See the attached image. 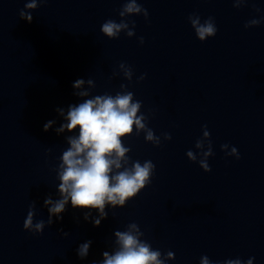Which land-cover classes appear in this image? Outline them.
<instances>
[{
	"label": "clouds",
	"instance_id": "clouds-1",
	"mask_svg": "<svg viewBox=\"0 0 264 264\" xmlns=\"http://www.w3.org/2000/svg\"><path fill=\"white\" fill-rule=\"evenodd\" d=\"M47 0H27L24 9L20 10L21 19L31 23L33 20L32 11L37 9L39 4L46 3ZM233 7L239 9L252 0H231ZM260 12L259 8L255 9ZM133 15H143L148 19V11L143 8L137 0H125L119 10V22L108 19L102 25L100 31L109 39L119 38L121 32L131 38L135 35V21H128L127 17ZM188 20L194 29L196 37L204 42L208 38L215 37L217 26L214 17L209 16L201 21L197 13L190 14ZM264 21V16L260 19L253 18L245 24V28L255 27ZM131 23L132 27H129ZM141 44L144 38L140 37ZM123 74V77L131 82L133 70L131 66L124 62L119 64V72H113V76ZM146 74L141 75L138 81L144 80ZM87 85V87H85ZM76 90L74 95L81 98L82 102L71 104L67 111L64 108H57L58 114L63 117L64 122L55 129L59 135L61 133H74L78 129V134L66 136L69 147L63 151L60 157V164L57 171V178L60 181L57 192L58 199H53L49 195L44 200V206L48 209L47 222L39 220L34 223L35 201L29 206L27 216L23 223V228L34 234L44 231L46 224L51 226L56 220H62V213L66 211V206L71 203L74 209L87 210L84 219L92 220L94 226L98 227L101 221L107 218V207L112 209L123 208L128 201L135 198L151 181L155 172V164L151 160L143 163L131 161L128 153L131 148L125 146L123 138L135 134L139 136L144 133L146 142L156 147L161 145V137L148 127V116L141 112L142 102L134 99V93L128 91L126 84L120 85V91L115 95L103 94L91 96V90L95 88L92 79H77L73 83ZM56 123L49 120L44 124L43 130L47 132ZM164 140H171L170 133H163ZM195 148L199 150V166L210 172L208 158L213 156L210 132L205 125L202 138L195 143ZM221 149L226 155L240 158L238 150L229 145H221ZM190 161L196 162L197 153L189 150L186 153ZM92 210L98 212L97 217H92ZM60 232L64 237L70 234ZM144 233L137 223L132 222L126 226V230H116L114 232L115 247L112 253L104 251L103 259L99 264H166V260L175 259L173 252H167L162 258L159 250H154L151 244L142 239ZM92 241H87L79 245L77 255L84 259L89 254ZM254 258H249L246 264H253ZM97 264V262H93ZM200 264H213L207 255L200 258ZM223 264H245L240 258L227 259Z\"/></svg>",
	"mask_w": 264,
	"mask_h": 264
}]
</instances>
